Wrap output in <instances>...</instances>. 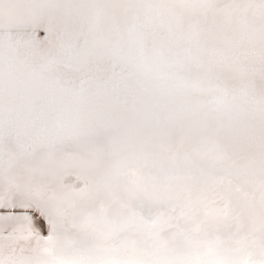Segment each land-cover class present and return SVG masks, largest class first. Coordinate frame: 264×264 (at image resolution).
<instances>
[{
	"label": "bare ground",
	"instance_id": "obj_1",
	"mask_svg": "<svg viewBox=\"0 0 264 264\" xmlns=\"http://www.w3.org/2000/svg\"><path fill=\"white\" fill-rule=\"evenodd\" d=\"M0 264H264V0H0Z\"/></svg>",
	"mask_w": 264,
	"mask_h": 264
}]
</instances>
